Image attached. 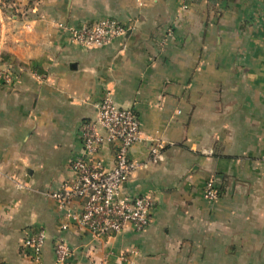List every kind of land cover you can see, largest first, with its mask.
<instances>
[{
  "label": "crops",
  "instance_id": "0c3cea01",
  "mask_svg": "<svg viewBox=\"0 0 264 264\" xmlns=\"http://www.w3.org/2000/svg\"><path fill=\"white\" fill-rule=\"evenodd\" d=\"M104 18L128 31L95 49L58 25ZM9 65L12 83L0 81V263L59 264L63 236L72 249L64 264H264V0H0V68ZM107 93L139 116L130 158L146 163L159 142L164 157L121 187L153 194V222L98 240L76 224L62 231L48 193L75 179L81 127ZM99 158L112 167L114 147L104 144ZM210 178L220 191L212 202ZM39 229L37 261L24 241Z\"/></svg>",
  "mask_w": 264,
  "mask_h": 264
},
{
  "label": "built area",
  "instance_id": "2783aa9c",
  "mask_svg": "<svg viewBox=\"0 0 264 264\" xmlns=\"http://www.w3.org/2000/svg\"><path fill=\"white\" fill-rule=\"evenodd\" d=\"M58 25L67 29L73 44L85 49L108 46L128 31L125 25L113 18L81 25ZM25 27L29 29L31 26L26 23ZM12 74L10 65L0 68V81L12 83ZM33 75L38 80L46 78L45 74L37 71ZM95 108V116L81 127L84 150L83 156L73 163L75 179L65 183L59 190L48 193V196L58 203L63 212L62 231H66L70 223L76 224L95 239L102 240L121 233L127 225L140 231L153 222V194L127 195L122 192L121 187L137 169L163 160L164 143L159 142L151 148L150 159L146 163L132 160L130 150L142 139L137 112L118 107L111 93H107ZM107 143L114 147L115 162L112 167H105L99 158L100 149ZM18 186L24 188L21 183ZM219 196L220 191L214 179H208L204 185V198L212 202ZM76 201L82 203L80 211L73 208ZM45 243L46 233L39 229L27 235L24 246L40 261ZM55 253L59 264L66 263L72 254V249L63 236L56 239Z\"/></svg>",
  "mask_w": 264,
  "mask_h": 264
},
{
  "label": "rangeland",
  "instance_id": "374dc122",
  "mask_svg": "<svg viewBox=\"0 0 264 264\" xmlns=\"http://www.w3.org/2000/svg\"><path fill=\"white\" fill-rule=\"evenodd\" d=\"M36 2V1H35Z\"/></svg>",
  "mask_w": 264,
  "mask_h": 264
}]
</instances>
